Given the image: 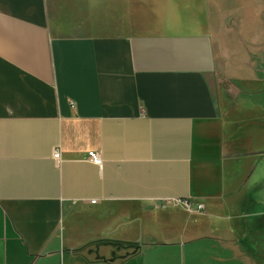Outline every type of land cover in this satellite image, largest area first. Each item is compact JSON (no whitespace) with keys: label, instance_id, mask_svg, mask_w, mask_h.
Instances as JSON below:
<instances>
[{"label":"crops","instance_id":"crops-1","mask_svg":"<svg viewBox=\"0 0 264 264\" xmlns=\"http://www.w3.org/2000/svg\"><path fill=\"white\" fill-rule=\"evenodd\" d=\"M233 12L264 31V0H0V264H264V82L215 87Z\"/></svg>","mask_w":264,"mask_h":264},{"label":"rangeland","instance_id":"rangeland-1","mask_svg":"<svg viewBox=\"0 0 264 264\" xmlns=\"http://www.w3.org/2000/svg\"><path fill=\"white\" fill-rule=\"evenodd\" d=\"M235 16L233 12L228 18V25L234 31H231L230 36L222 37L224 42L229 38L234 40L233 49L228 46L230 49L224 55L220 54L215 77V87L225 84L229 95H235L236 90L233 86L228 88L230 83L225 79L249 91L253 90L252 81L264 82V31H237ZM215 38L221 45L219 33Z\"/></svg>","mask_w":264,"mask_h":264},{"label":"built area","instance_id":"built-area-1","mask_svg":"<svg viewBox=\"0 0 264 264\" xmlns=\"http://www.w3.org/2000/svg\"><path fill=\"white\" fill-rule=\"evenodd\" d=\"M53 157L56 159V160H60L61 159V152H60V149H55L54 152H53ZM88 157L91 161H93L95 164L97 165H101L102 164V157L100 155L99 152H95V151H91L88 153ZM185 206L188 208V209H191V210H195V208L192 206L191 203L189 202H184ZM202 209V206L199 205L197 207L196 210H200Z\"/></svg>","mask_w":264,"mask_h":264}]
</instances>
